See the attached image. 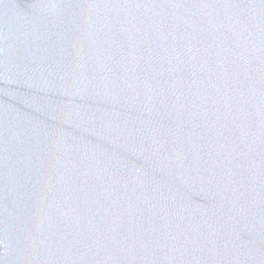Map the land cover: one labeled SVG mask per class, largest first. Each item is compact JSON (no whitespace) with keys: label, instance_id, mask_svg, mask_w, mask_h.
Returning <instances> with one entry per match:
<instances>
[{"label":"water","instance_id":"obj_1","mask_svg":"<svg viewBox=\"0 0 264 264\" xmlns=\"http://www.w3.org/2000/svg\"><path fill=\"white\" fill-rule=\"evenodd\" d=\"M0 264H264V0H0Z\"/></svg>","mask_w":264,"mask_h":264}]
</instances>
